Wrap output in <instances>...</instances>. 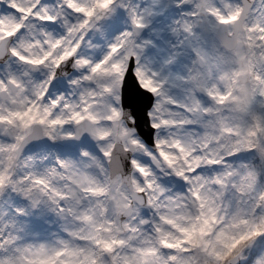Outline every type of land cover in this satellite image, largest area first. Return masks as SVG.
<instances>
[{"label":"snow or ice","instance_id":"obj_1","mask_svg":"<svg viewBox=\"0 0 264 264\" xmlns=\"http://www.w3.org/2000/svg\"><path fill=\"white\" fill-rule=\"evenodd\" d=\"M0 264H264V0H0Z\"/></svg>","mask_w":264,"mask_h":264}]
</instances>
